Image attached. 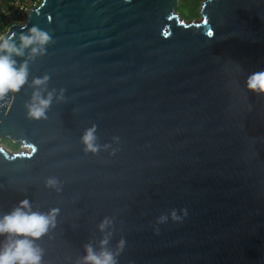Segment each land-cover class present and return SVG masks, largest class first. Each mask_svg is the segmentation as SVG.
<instances>
[{
  "label": "water",
  "instance_id": "obj_1",
  "mask_svg": "<svg viewBox=\"0 0 264 264\" xmlns=\"http://www.w3.org/2000/svg\"><path fill=\"white\" fill-rule=\"evenodd\" d=\"M179 3L42 0L1 35L52 38L13 55L27 82L0 100V139L29 148L0 145V217L24 199L58 209L41 264H83L109 234L117 264H264V93L247 87L264 71V0H204L199 21ZM45 76L53 100L33 119Z\"/></svg>",
  "mask_w": 264,
  "mask_h": 264
},
{
  "label": "clouds",
  "instance_id": "obj_2",
  "mask_svg": "<svg viewBox=\"0 0 264 264\" xmlns=\"http://www.w3.org/2000/svg\"><path fill=\"white\" fill-rule=\"evenodd\" d=\"M15 34H13L14 36ZM20 44L0 36V100H3L9 92H18L27 82V61L17 67L15 56H24L25 49L31 47L30 56L42 54L46 45L52 38L37 27H32L29 34L20 35ZM48 77L36 78L33 84L35 88L31 102L26 105L28 115L33 119L46 118L47 110L53 100V93L48 92L45 97L40 90V85L46 84ZM247 87L250 90L264 93V71L254 72L247 79ZM97 128L93 125L86 129L82 141L86 151L97 152L100 145L96 143ZM58 181L50 178L47 181L49 187H55ZM59 190V189H57ZM58 209L49 213L33 211L30 201L24 199L10 213L0 217V235L8 234L7 242L0 250V264H41L43 250L35 244L42 236L48 233L50 227H55V216ZM175 216V213H173ZM110 221L105 218L99 225L103 232ZM110 235V234H109ZM109 235L100 241V250L97 251L91 243L85 245L86 255L82 258L83 264H117L116 257L119 252H113L107 247ZM23 237V238H14ZM124 241L121 240L119 249L122 250Z\"/></svg>",
  "mask_w": 264,
  "mask_h": 264
},
{
  "label": "built area",
  "instance_id": "obj_3",
  "mask_svg": "<svg viewBox=\"0 0 264 264\" xmlns=\"http://www.w3.org/2000/svg\"><path fill=\"white\" fill-rule=\"evenodd\" d=\"M42 0H0V36L12 24H23L29 11L41 3ZM7 29V30H6ZM0 145L3 144L0 142Z\"/></svg>",
  "mask_w": 264,
  "mask_h": 264
},
{
  "label": "rangeland",
  "instance_id": "obj_4",
  "mask_svg": "<svg viewBox=\"0 0 264 264\" xmlns=\"http://www.w3.org/2000/svg\"><path fill=\"white\" fill-rule=\"evenodd\" d=\"M204 0L201 1V6H202V3H203ZM186 2L187 3H190L192 2V0H180V3H179V6L177 8L178 12L181 14V16L183 18H185L187 21H190V20H195V21H199L201 19V15H199L198 17L195 16V12L193 11L192 7H188L186 5ZM201 10V7L200 9ZM7 30V29H6ZM2 144L3 146L10 152V153H13V152H19V151H28L29 148L25 147L24 145H20L19 148H14V144L15 142H13L12 140L10 139H2Z\"/></svg>",
  "mask_w": 264,
  "mask_h": 264
},
{
  "label": "trees",
  "instance_id": "obj_5",
  "mask_svg": "<svg viewBox=\"0 0 264 264\" xmlns=\"http://www.w3.org/2000/svg\"><path fill=\"white\" fill-rule=\"evenodd\" d=\"M201 1L202 0H192V2H190V3L186 2V5L188 7H192L193 11L195 12V16H197V17L200 15L199 9L201 7ZM13 144H14V148H19L20 145H22V143H20V142H15Z\"/></svg>",
  "mask_w": 264,
  "mask_h": 264
},
{
  "label": "flooded vegetation",
  "instance_id": "obj_6",
  "mask_svg": "<svg viewBox=\"0 0 264 264\" xmlns=\"http://www.w3.org/2000/svg\"><path fill=\"white\" fill-rule=\"evenodd\" d=\"M2 139H0V142L2 143V141H1Z\"/></svg>",
  "mask_w": 264,
  "mask_h": 264
}]
</instances>
